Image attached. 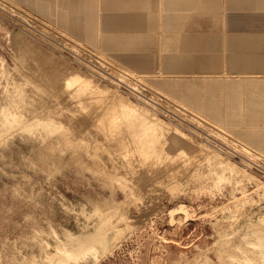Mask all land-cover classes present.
I'll list each match as a JSON object with an SVG mask.
<instances>
[{
	"label": "rangeland",
	"instance_id": "1",
	"mask_svg": "<svg viewBox=\"0 0 264 264\" xmlns=\"http://www.w3.org/2000/svg\"><path fill=\"white\" fill-rule=\"evenodd\" d=\"M1 2L14 8L12 11L17 19L7 20L4 13L0 14V28L10 31L14 37L22 38L24 44L14 40L6 41L0 32V54L5 56L11 69L15 67L20 70L17 79L24 81L21 82L24 89L29 87L25 92H34V96H28L30 93L25 95L32 96L26 98L27 101L36 100L33 104L30 101L25 102L26 106L30 105L29 111L34 113L32 120L36 123L50 117L53 119L51 129L59 133H51L53 136L46 140L45 132L48 130L44 128L47 127L38 124L30 130L16 126L20 130L12 128L13 133L10 131L11 134L6 136L15 146L12 152L6 150V156L0 159V238L8 235L12 243L21 235L30 236L34 225L48 230L50 220L54 222L58 232L63 228L78 232L84 225L90 226L97 220L96 216L89 214L97 205L105 208V205L116 204L120 206L122 213L115 218L114 224L118 228L126 227L123 229L122 238L117 239L119 243L107 256L97 260L91 258L83 261V264H204L206 257L212 263L219 264L218 251L224 246L220 236L225 237L227 234L231 237L233 246L241 244L247 252H241L236 258L224 252V264H264V240L259 248L254 249L250 243L254 241L255 233L253 228L248 227L252 221L257 222L264 216V178L256 168V163L264 162L263 64L259 61L255 62L257 64L254 67L220 69L218 72L199 71V66H194L195 71L190 69L184 73L165 68V53L169 51L166 49L174 46L175 37H180L183 31H191L194 22L198 21V26L201 23L208 26L210 22L221 25L211 8L223 10L222 0L204 1L199 8L202 10L200 15L204 17L198 16L196 10L191 12L175 9L177 4L174 0H34L36 4L30 0H0L1 7L9 9ZM42 5L49 10L48 14L41 12ZM89 11L94 21V44L86 41V33L83 31L84 18ZM193 16L196 17L195 20ZM74 23L81 27L80 33L73 32ZM51 37L54 39L51 40ZM187 43L178 41L181 46ZM135 54L145 55L140 58L153 63L150 66L130 63L128 57ZM61 60L71 64L76 70L91 74L94 80L115 87L141 106L151 108L160 118L177 125L194 139L211 145L223 156L251 172L256 179L250 180L245 187L238 188L225 182L213 185L205 182L203 178L196 181L191 177V166H181L183 158L170 159V162L160 161V155H151L152 158L145 151L133 150L132 146L125 145V140L121 144H115L117 133L114 138L115 135L106 134L95 128L93 123L98 118L95 116L103 112L104 104L108 103L107 99L93 100L96 101L94 103L87 100L86 91H80L75 102L66 97L67 93L60 83V74L64 67L59 64ZM122 63L127 64V67L122 66ZM53 65L57 69L51 74L52 67H55ZM45 68L49 69L50 74ZM25 71H28L27 76L24 75ZM28 73H36L34 76L41 78L32 80L34 76ZM8 74L0 73V108L6 102L8 82L3 76ZM53 78L59 80L56 81V89L52 88L56 83ZM73 82L75 88L77 83ZM187 82L191 84L189 87ZM30 85H33L35 91ZM146 97L155 101L153 108L148 105ZM87 101L92 104L86 103ZM80 114L87 118H84L85 124ZM54 118L58 119L57 122L61 121V124H55ZM89 120L93 121L90 123L91 128ZM79 125H83L87 134ZM84 125L89 126V130ZM102 136L105 139L108 136L109 140H106L109 142L113 136L115 141H112L115 143L107 142ZM47 141L48 144L56 142L54 143L58 147L53 149L57 152L50 149ZM105 143H108L106 146L109 145V148ZM2 144L3 142L0 144L1 150ZM123 145L126 148L121 149ZM246 147L251 150H244ZM146 154L152 160L155 156L156 162H149ZM131 155H137L140 160H143L144 155L145 162H137L136 158L132 160L134 158ZM146 161L151 165H146ZM178 161L182 168L178 166ZM152 165L160 168L157 171ZM168 166L171 168L169 171ZM172 171L179 172L180 175L176 172L168 175ZM185 173L187 176L190 173L188 178ZM172 175L175 176L174 180ZM189 178L195 183L192 182L191 185L190 181L189 184ZM181 204L185 207L180 206ZM236 210H239L237 215L230 217V213H235ZM261 226L264 229V225ZM247 228L251 231L248 233L249 237H245L249 238V243L248 240H242V234ZM248 254L255 258L251 263L246 258Z\"/></svg>",
	"mask_w": 264,
	"mask_h": 264
},
{
	"label": "bare ground",
	"instance_id": "2",
	"mask_svg": "<svg viewBox=\"0 0 264 264\" xmlns=\"http://www.w3.org/2000/svg\"><path fill=\"white\" fill-rule=\"evenodd\" d=\"M33 4L35 3L34 0H30ZM36 4V3H35ZM100 9V8H99ZM40 10L42 13L48 14L49 10L47 9V7H43V5L40 7ZM28 12V11H27ZM41 21V20H40ZM84 27L83 31L86 33V41L90 44H94L95 40L93 37V28H94V21L92 20L91 17V12H86V17L84 18ZM100 25V24H99ZM50 26V25H49ZM73 32L75 33H80L81 32V27L78 26V24L73 25ZM100 30V29H99ZM0 32L2 37L6 40V41H11L14 40L15 42L19 43V44H24L22 41V38H17L14 37L15 35L10 33V31L7 30H3L2 28H0ZM58 32V31H57ZM239 32V31H238ZM44 33V32H43ZM100 33V32H99ZM46 34V33H45ZM66 35V34H65ZM50 38V37H49ZM54 39L51 37V40ZM70 39V38H69ZM160 39V38H159ZM243 39V38H242ZM56 41V39L54 40ZM59 41V39H58ZM74 41V40H73ZM26 45V44H25ZM10 47V46H9ZM80 47V46H79ZM13 51V50H12ZM13 53L15 54V52L13 51ZM93 53V52H92ZM251 53V52H250ZM96 55V54H95ZM86 57V56H85ZM125 57V56H124ZM13 60L15 59L12 56ZM91 58V56H90ZM137 58V57H136ZM63 59V58H62ZM112 59V58H111ZM196 62H195V66H199V59L200 57H195ZM106 60V59H105ZM246 60H250L249 57L246 58ZM15 61V60H14ZM107 61V60H106ZM116 61V60H115ZM23 62V61H22ZM110 62V61H109ZM63 64L64 67L61 70V81L60 83L63 84V89L66 91V97H70V99L72 98V101L76 100L77 95L80 91H82L83 93L86 91L85 94H87V100L90 99V101L92 100H96V101H103L106 100L108 101V103L106 102L105 107L103 105V112H100V115L98 114L97 119H95L96 121L92 122L95 123V128L97 127V129L99 128L100 130H102L103 132H105L106 134L110 135L113 134L116 135L114 136V138L116 139V143L114 142L115 140L113 139V136H109L111 139V141L115 144H119L118 142H120L122 140H125V145H127L128 147L132 146V148H134L133 150H137L140 152L145 151V153H149L150 156L151 155H160L159 160H163V161H169L170 159L172 160H178V159H182V163L181 166H187L189 167V165L191 166V170L190 172L192 173V176L196 181L199 178H203V180L205 182H209L212 183L213 185L217 184V183H221V182H225L230 184L233 187H245L250 180L252 179H256V176H254L251 172H249L248 170L242 168L241 166H239L236 162H234L233 160L229 159L228 157L223 156L218 150H216L214 147H212L209 144H206L204 142H201L199 140L194 139L193 137H191L188 133H186L185 131H183L180 127H178L175 124H172L170 122H167L165 120H163L162 118H160L157 114H155L153 111H151L150 109L141 106L138 102L132 100L131 98L127 97L126 95L120 93L118 90L112 87H110L109 85L105 84V83H101L98 82V80H94V76L92 77L91 74L87 73V72H81V70H76V68H74L73 66H71V64L67 63L64 60L59 61V64ZM58 64V63H57ZM160 64V63H159ZM24 65V63H23ZM91 65V63H90ZM111 65V64H110ZM17 66V65H16ZM54 68L52 67L51 70V74L52 71L57 69L56 65ZM62 66V65H61ZM122 66L127 67V64H123ZM21 67V66H20ZM115 67V66H114ZM117 67V66H116ZM12 68V67H11ZM10 65L7 61V59L5 58V56H3L2 54H0V73H10L12 72V74H8V75H4L3 77H6L8 85L6 86V102L1 106L0 108V144L3 142L2 146V150L0 149V159H3L6 156L5 151L9 150L10 152H12L15 143L9 141L8 139H6V136L10 133V131L12 132V128H15L13 130L19 129L17 127L22 126L23 130H30L31 128L34 127V125H38L41 124L47 128L48 131L45 132V138L46 140H48L47 137L53 136L51 133L55 132L51 129V124H52V118H43L40 119L38 122L35 123V121H33L32 119H34V113L31 111H29V107L28 105H25V102H29L27 101L28 99L26 98H32L31 97H25V95L27 96V93H30L31 89L34 90V87H32L31 85V89H29V92H25L27 91V87H24L26 89L23 88V86H21V82L23 81H19L21 80L18 78V74H20V70L18 68L15 69V67H13L14 69H11ZM118 68V67H117ZM38 69V68H37ZM40 69V67H39ZM38 69V70H39ZM42 69V68H41ZM46 70L48 68H45ZM120 70H122V72L125 70H123L122 68H119ZM29 70V67L28 69ZM45 70V71H46ZM98 70V69H97ZM3 71V72H2ZM33 71V70H31ZM44 71V69H43ZM44 71V72H45ZM49 71V69L47 70V72ZM26 72V71H25ZM28 72V71H27ZM27 72L24 74L27 76ZM36 72V70H35ZM43 72V73H44ZM22 73V71H21ZM24 73V70H23ZM22 73V74H23ZM37 73L40 74V71H38ZM60 73V72H59ZM126 73V72H125ZM128 73V72H127ZM31 76L34 74L32 73H28ZM50 74V71H49ZM124 74V73H123ZM259 74V73H258ZM22 75V76H24ZM118 75V74H116ZM175 75V74H174ZM173 75V77H174ZM195 75V74H194ZM37 76V75H35ZM33 77L32 80L35 79H39L41 78V76H37ZM60 76H58L60 78ZM129 76V75H127ZM150 76V75H149ZM181 76V75H180ZM188 76V75H187ZM191 76V75H189ZM193 76V75H192ZM213 76V75H212ZM211 76V77H212ZM244 76V75H243ZM53 77V76H52ZM56 77V76H55ZM57 77V78H58ZM147 77V76H146ZM228 77V76H227ZM233 77V76H232ZM237 77V76H236ZM242 77V76H241ZM246 77V76H245ZM251 77V76H250ZM255 77V76H254ZM264 77V76H263ZM26 78V77H25ZM30 78V77H29ZM58 78V79H59ZM115 78V77H114ZM132 78V77H131ZM172 78V76H171ZM189 78V77H188ZM205 78V77H203ZM208 78V77H207ZM214 78V77H213ZM216 78V77H215ZM218 78V77H217ZM222 78V77H221ZM11 79V80H9ZM31 79V78H30ZM54 79V78H53ZM113 79V78H112ZM27 80V79H26ZM55 80V79H54ZM263 80V79H262ZM35 81V80H34ZM34 81H30V82H34ZM37 81V80H36ZM35 81V82H36ZM40 81V80H39ZM59 81V80H55L54 82ZM75 81L77 83V85L75 86V88L73 87L74 82ZM34 82V83H35ZM174 82V81H173ZM24 83V81H23ZM53 83V82H52ZM59 83V82H58ZM139 84L142 82H138ZM201 83V82H200ZM204 83V82H203ZM29 84V83H28ZM27 84V85H28ZM33 84V83H32ZM119 84V83H118ZM143 84V83H142ZM141 84V85H142ZM174 84V83H173ZM190 82H187V85L189 87ZM202 84V83H201ZM208 84V83H205ZM42 85V84H41ZM55 85H57V82L53 85L52 88L55 87ZM191 85V84H190ZM203 85V84H202ZM209 85V84H208ZM143 86V85H142ZM146 86V84H145ZM172 86V85H171ZM197 86V85H195ZM207 86V85H206ZM210 86V85H209ZM42 87V86H41ZM51 87V86H50ZM58 86L55 87V89ZM73 87V90H70V88ZM29 88V87H28ZM192 88V86H191ZM191 88L189 90H191ZM54 89V90H55ZM62 89V88H59ZM150 89V88H149ZM183 89V88H182ZM53 90V89H52ZM131 90V89H130ZM153 90V89H152ZM194 90V88H193ZM35 91V90H34ZM63 91V90H62ZM61 91V92H62ZM63 91V92H65ZM56 92V91H55ZM59 92V90H58ZM135 92V91H133ZM156 92V91H155ZM178 92V91H176ZM197 92V91H196ZM57 93V92H56ZM158 94V93H157ZM29 95H33L34 96V92L28 94ZM11 96L14 98L11 99ZM16 96V97H15ZM80 96V95H79ZM83 96V95H82ZM63 97L64 94H63ZM68 98H64V99H68ZM85 98V99H86ZM165 98V97H164ZM219 98V97H218ZM26 99V101H25ZM84 99V100H85ZM147 103L150 107L153 108L155 101L153 99H151L150 97H146ZM167 100V99H166ZM13 101V102H12ZM36 100H33L32 102H35ZM86 101V100H85ZM95 101V102H96ZM171 101V100H170ZM24 102V103H23ZM31 102V101H30ZM31 102V104H33ZM94 102V101H93ZM94 102V103H95ZM105 102V101H104ZM166 102V101H165ZM26 103V104H27ZM46 103V102H45ZM84 103V102H83ZM86 103H90V105L92 104L91 102L87 101ZM173 103V102H172ZM30 104V103H29ZM38 104V103H37ZM73 104V103H72ZM85 104V103H84ZM24 105V106H22ZM36 105V104H35ZM156 105V104H155ZM88 106V105H87ZM96 106V105H95ZM32 107V106H31ZM46 107V106H45ZM72 107V106H71ZM75 107V106H74ZM78 107V106H77ZM97 107H101V106H97ZM159 107V106H158ZM34 108V107H33ZM36 108V107H35ZM52 108V107H51ZM50 108V109H51ZM68 108V107H67ZM66 108V109H67ZM93 108V107H92ZM101 109V108H98ZM33 110V109H32ZM39 110V109H38ZM54 110V107H53ZM57 110V109H56ZM77 110V109H76ZM79 110V109H78ZM186 110V109H185ZM57 112V111H56ZM55 112V113H56ZM66 112V111H65ZM96 111V115H97ZM185 112V111H184ZM187 112V111H186ZM51 113V112H50ZM58 113V112H57ZM176 113V112H175ZM188 113V112H187ZM180 114V113H179ZM193 114V113H192ZM53 115V114H52ZM69 115V114H68ZM67 115V116H68ZM81 115V114H80ZM79 115V116H80ZM90 115V114H89ZM50 116V115H49ZM57 116V115H56ZM72 116V115H71ZM76 116V115H75ZM182 116V115H181ZM198 116V115H197ZM38 117V115H37ZM47 117V116H46ZM52 117H55V115H53ZM59 117V116H58ZM78 117V116H77ZM93 117V119L95 118ZM185 117V116H183ZM191 117V116H190ZM40 118V117H39ZM38 118V119H39ZM69 118V117H68ZM80 118H83L82 120L84 121L83 124H85V120L84 118L85 115L80 116ZM78 118V120L80 119ZM201 118V117H199ZM55 119V118H54ZM57 119V118H56ZM56 119L55 124L56 123H60L57 122ZM76 119V118H75ZM87 119V118H86ZM187 119V118H185ZM203 119V118H202ZM172 120V119H171ZM170 120V121H171ZM77 120H75L76 123ZM91 121L89 120V125L91 128ZM191 121V120H190ZM201 121V120H200ZM64 122V121H62ZM69 122V121H68ZM79 122V121H78ZM77 122V124H78ZM206 122V121H205ZM71 123V122H70ZM81 121H80V125H81ZM74 124V122H73ZM76 124V125H77ZM205 124V123H204ZM207 124V122H206ZM209 124V123H208ZM80 125L78 126L80 129L83 128L82 126L80 127ZM88 125V123L86 124ZM17 126V127H16ZM35 126V127H36ZM69 126V125H68ZM72 126V125H71ZM85 126V125H84ZM212 126V125H211ZM39 127V126H38ZM88 127L86 128V130H89V126H85ZM210 127V126H209ZM41 128V127H40ZM201 128V127H200ZM214 128V127H212ZM216 128V127H215ZM43 129V130H44ZM84 129V128H83ZM81 129V130H83ZM202 129V128H201ZM20 130V129H19ZM80 130V131H81ZM93 130V128L91 129ZM219 130V129H218ZM42 131V130H41ZM76 131V130H74ZM85 131V129H84ZM99 131V130H98ZM197 131V130H196ZM44 132V131H43ZM73 132V131H72ZM86 132V131H85ZM89 132V131H88ZM96 131H94L95 134ZM101 132V131H100ZM98 132V134L100 133ZM102 132V133H103ZM13 133V132H12ZM35 132H33L34 134ZM59 133V132H55ZM62 132L60 131V134ZM75 133V132H74ZM92 136L94 135L93 132H91ZM11 134V133H10ZM41 134V132H40ZM54 134V135H55ZM87 134V132H86ZM89 134V133H88ZM97 134V133H96ZM44 135V134H43ZM67 135V134H66ZM79 135V134H77ZM90 135V136H91ZM100 135H102L100 133ZM99 135V137H100ZM105 135V134H104ZM250 135V134H249ZM72 136V135H71ZM95 136V135H94ZM93 136V137H94ZM98 136V135H96ZM106 136V135H105ZM208 136V135H207ZM87 137V135H86ZM85 137V140H86ZM103 137V136H102ZM233 137V136H232ZM44 138V137H42ZM53 138V137H51ZM82 138V136H81ZM90 139H92L91 137H89ZM96 138V137H94ZM98 138V137H97ZM101 138V137H100ZM104 138V137H103ZM102 138V139H103ZM220 138V137H219ZM70 139V137L68 138V140ZM84 139V137H83ZM82 139V141H83ZM88 139V138H87ZM101 139V140H102ZM105 139V138H104ZM103 141H105L106 139L109 140L108 136L107 138ZM233 139V138H231ZM55 140V138H54ZM76 140V139H75ZM80 141V139H78ZM99 140V139H97ZM234 140L236 141V139L234 138ZM74 141V140H73ZM77 141V140H76ZM78 141V142H79ZM93 141V139H92ZM102 141V142H103ZM107 141V140H106ZM110 141V142H111ZM214 141V140H213ZM46 142V141H45ZM49 141H47L46 144H48ZM55 142V141H54ZM51 143L48 144L49 147H51L50 149H53L54 147H58V145H55V143ZM77 142V143H78ZM90 142V141H89ZM97 142V141H94ZM101 142V143H102ZM109 142V141H107ZM109 142V143H110ZM216 142V141H215ZM234 142V141H232ZM80 143V142H79ZM82 143V142H81ZM100 143V144H101ZM104 143V142H103ZM112 143V145H113ZM123 143V142H122ZM58 144V143H57ZM75 144V143H74ZM86 144V142H85ZM88 144V142H87ZM92 144V142H91ZM98 143V145H100ZM105 143L104 145L106 146ZM44 145V144H43ZM54 145V146H53ZM62 148H64L61 144H59ZM84 145V143H83ZM90 145V144H89ZM96 145V144H94ZM125 145H123L122 148H126L124 147ZM231 145V144H230ZM46 146V145H44ZM59 146V149H60ZM93 146V145H92ZM91 146V147H92ZM101 146V145H100ZM109 146V145H108ZM106 146V147H108ZM117 146V145H116ZM47 147V146H46ZM66 147V146H65ZM69 147V146H68ZM90 147V149H91ZM102 147V146H101ZM114 147V146H112ZM94 148V147H93ZM96 148V147H95ZM109 148V147H108ZM118 148V147H117ZM120 148V147H119ZM73 149V148H72ZM76 149V148H75ZM96 149H99L98 147ZM129 149V148H127ZM55 152H57L55 149H53ZM62 150V149H61ZM60 150V151H61ZM70 150V149H69ZM67 152H73L72 150ZM84 150V149H83ZM86 150V149H85ZM105 150V149H104ZM244 150H251V149H247V147ZM64 151V150H63ZM96 151V150H95ZM98 151V150H97ZM62 152V151H61ZM66 152V153H67ZM70 152V154H71ZM76 152V151H75ZM93 152V151H92ZM114 152V151H113ZM131 152V151H130ZM90 153V152H89ZM99 153V152H98ZM127 153V152H126ZM125 153V154H126ZM135 153H137L135 151ZM133 152V154H135ZM247 153V152H246ZM92 154V153H91ZM100 154V153H99ZM125 154H122L125 155ZM128 154V153H127ZM138 154V153H137ZM141 155V153H139ZM144 154V153H142ZM245 154V153H244ZM60 158H61V154ZM66 155V154H65ZM129 155V154H128ZM148 154H146L145 156H147ZM55 156V154H54ZM104 156V155H102ZM126 156V155H125ZM124 156V157H125ZM147 156L149 160L151 157ZM57 157V155H56ZM113 157V156H112ZM121 157V156H120ZM128 157V156H127ZM126 157V158H127ZM133 156L131 155V158ZM146 157V158H147ZM150 157V158H149ZM63 158V156H62ZM64 158H67L66 156ZM69 158V157H68ZM106 158V157H105ZM129 158V157H128ZM134 159L132 160H136L137 162H139L138 160H140L137 155L136 157H133ZM136 158V159H135ZM144 155H143V160H140V162L142 163V161L145 162L144 159ZM153 158V157H152ZM244 158V157H243ZM130 159V158H129ZM155 159V156H154ZM152 160L150 159L149 162L155 161L156 160ZM246 159V158H245ZM128 160V159H127ZM63 161V160H62ZM94 161V160H93ZM119 161V160H118ZM129 161V160H128ZM102 162V161H101ZM123 162V161H122ZM134 162V161H132ZM148 162V161H146ZM146 163V165H151ZM170 162V161H169ZM176 162V161H175ZM125 163V162H124ZM174 163V162H173ZM178 166H180L179 161L177 162ZM176 163V164H177ZM157 164V163H156ZM160 164V163H159ZM166 164V162H165ZM164 164V165H165ZM90 165V164H89ZM99 165V163H98ZM103 165V164H102ZM154 165V164H153ZM152 165V166H153ZM169 165V164H168ZM149 166V168H155L157 170L156 166ZM160 166V165H159ZM167 166V165H166ZM175 166V163H174ZM172 165V167H174ZM180 166V168H182ZM255 166V164H254ZM103 167V166H102ZM110 167V166H109ZM165 167V166H164ZM163 167V168H164ZM170 166H168V170L171 169L169 168ZM177 167V166H176ZM204 167V169H203ZM54 168V167H53ZM57 168V167H56ZM125 168V167H124ZM162 168V167H161ZM179 168V169H180ZM186 168V167H185ZM110 169V168H109ZM119 169V168H118ZM154 169V170H155ZM174 169V168H173ZM172 169V170H173ZM176 169V168H175ZM178 169V167H177ZM122 170V169H121ZM120 170V171H121ZM141 170V169H140ZM150 170V169H149ZM155 170V171H156ZM160 170V169H159ZM165 170V168H164ZM184 170V169H183ZM182 170V171H183ZM119 171V172H120ZM158 171V170H157ZM181 171V173H182ZM188 171V170H187ZM112 172V171H111ZM122 172V171H121ZM144 172V171H143ZM166 172V171H163ZM171 172V170H170ZM173 172V171H172ZM176 172V171H175ZM173 173H168L169 174H174ZM180 172V170H179ZM179 172L177 174H179ZM113 173V172H112ZM161 173H162V169H161ZM104 174V173H103ZM118 174V173H117ZM153 174V173H152ZM184 174V171H183ZM187 173H185L186 175ZM190 174V173H189ZM186 175V177H189ZM120 175V174H119ZM145 175V174H144ZM180 175V174H179ZM184 175V176H185ZM121 176V175H120ZM163 176V175H162ZM143 177V176H142ZM190 177V178H191ZM140 178V177H139ZM172 178L174 180L175 176L172 175ZM178 178V176H177ZM182 178V177H181ZM184 178V177H183ZM182 178V179H183ZM189 178V179H190ZM127 179V178H125ZM150 179V178H149ZM168 179V178H167ZM180 179V177L178 178ZM186 179V178H185ZM192 179V178H191ZM189 180V184L190 181ZM192 179V180H194ZM130 180V179H129ZM176 180V179H175ZM201 180V179H199ZM198 180V181H199ZM111 181V180H110ZM154 181V180H153ZM170 181V180H169ZM177 181V180H176ZM186 181L188 182V180L186 179ZM185 181V182H186ZM257 181V180H256ZM145 182V181H144ZM192 182L195 183L194 181H191V185ZM203 182V181H202ZM133 183V182H132ZM136 183V182H135ZM154 183V182H153ZM183 183V182H182ZM197 183V182H196ZM128 184V183H127ZM134 184V183H133ZM141 184V182H140ZM150 184V183H149ZM160 184V183H159ZM135 185V184H134ZM138 185V183H137ZM142 185V184H141ZM194 185V184H193ZM251 185V184H250ZM130 186V185H129ZM136 186V185H135ZM212 186V185H211ZM139 187H141L139 185ZM142 188V187H141ZM222 188V187H221ZM137 189V188H136ZM144 189V188H142ZM232 189V188H231ZM141 190V189H140ZM137 191V190H136ZM144 192V191H142ZM136 194V193H135ZM134 194V195H135ZM139 194V193H138ZM137 195V194H136ZM143 199H141L142 201ZM229 203V202H228ZM134 204V203H133ZM124 205V204H123ZM184 204H181L180 206H183ZM255 205V204H254ZM253 205V206H254ZM66 206V205H65ZM120 206L119 205H112V206H108L105 205V208L102 206L97 205L92 213H89L90 215L96 216L97 220L93 222L92 225H84L81 230H79L78 232H74L68 228H63L61 230V232H58L57 229L54 227L53 225V221H48V226L49 229L45 230L43 228L38 227L37 225L32 226V232L31 235H21L19 239L14 240L12 243L10 242V238L8 235H5L4 237L0 238V264H83V261L89 260V259H100V257H105L107 256L110 252H112L113 248L115 245H117L119 242H117V239L122 238L124 230L125 228H118L114 222L115 218L117 216L121 215V211H120ZM185 206H183L184 208ZM182 208V207H181ZM216 208V207H215ZM240 208V207H239ZM247 209V208H246ZM249 209V208H248ZM176 210V209H174ZM245 210V208H244ZM239 210H236L235 213H230V217H234L237 215ZM125 213V212H124ZM173 213V212H171ZM184 214V213H183ZM253 214V213H252ZM126 215V213H125ZM172 215V214H171ZM32 216V215H31ZM127 216V215H126ZM169 216V215H168ZM129 217V215H128ZM250 217V216H249ZM33 218V216H32ZM131 218V217H130ZM234 218H232L233 220ZM118 222V221H117ZM121 222V221H120ZM123 222V221H122ZM127 222V221H125ZM173 222V221H172ZM252 224H249L248 227H251V229L253 228V231L255 233L254 236V241L250 243V245H253L252 247L254 249H257L260 247L261 243L264 240V229L262 228L261 225H264V216L260 217L258 219L257 222L252 221ZM115 223V224H114ZM126 226H128V222L125 223ZM124 225V224H123ZM131 225H133L131 223ZM129 227V226H128ZM250 228H247V230L242 234V240H248L249 243V238L246 239L245 237H247L246 235H248ZM127 231V230H126ZM243 232V231H242ZM251 232V231H250ZM45 233V234H44ZM234 233V232H233ZM125 235V234H124ZM228 236H220V239L224 242V246L222 247V249H219L218 251V258L220 260L219 264H224L223 261V257H224V252H228L229 256L236 258L240 256L241 252H247V250H245L243 248V246L241 244H236L235 246L232 245V239L231 237H229V234H227ZM233 235V234H232ZM254 235V234H253ZM249 237V235H248ZM119 241V240H118ZM220 243V242H219ZM263 246V245H262ZM251 248V247H250ZM10 249V250H8ZM252 251V250H251ZM263 256H264V250L262 252ZM247 260L249 261V263H251L255 258L254 256L251 255H247ZM204 264H215L212 263L209 259V257L205 258ZM247 264V263H246Z\"/></svg>",
	"mask_w": 264,
	"mask_h": 264
},
{
	"label": "crops",
	"instance_id": "3",
	"mask_svg": "<svg viewBox=\"0 0 264 264\" xmlns=\"http://www.w3.org/2000/svg\"><path fill=\"white\" fill-rule=\"evenodd\" d=\"M204 1L206 0H174L177 4L174 8L191 12L196 10L198 16H201L202 10L199 8ZM222 1L223 10L211 8L221 25L210 22L208 26L204 23L198 26L199 22L196 20L191 31H183L180 37H175L174 46L166 49L169 51L165 53V68L183 73L190 69L195 71L196 55L200 57L199 71L250 68L259 61L264 67V0ZM193 17L195 20L196 17ZM179 40L188 43L181 46L178 45ZM140 56L145 55H131L128 61L145 66L153 63L146 62L147 59H141ZM247 57L250 60H246Z\"/></svg>",
	"mask_w": 264,
	"mask_h": 264
},
{
	"label": "built area",
	"instance_id": "4",
	"mask_svg": "<svg viewBox=\"0 0 264 264\" xmlns=\"http://www.w3.org/2000/svg\"><path fill=\"white\" fill-rule=\"evenodd\" d=\"M4 6H8L9 9H4L3 7H1L0 5V14H3L4 13V16H6V19L8 20H16L17 17L14 15L12 9L14 10V8L11 6V5H8L7 3L5 2H1ZM19 21V20H18ZM256 168L258 169L260 173V175L264 178V162H260V163H256Z\"/></svg>",
	"mask_w": 264,
	"mask_h": 264
}]
</instances>
